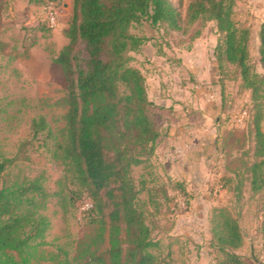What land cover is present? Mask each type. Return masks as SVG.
<instances>
[{
	"label": "rangeland",
	"instance_id": "374dc122",
	"mask_svg": "<svg viewBox=\"0 0 264 264\" xmlns=\"http://www.w3.org/2000/svg\"><path fill=\"white\" fill-rule=\"evenodd\" d=\"M170 1L185 13L189 0ZM258 3L236 0L234 11L240 27L251 30V64L261 73ZM72 14L73 0H0V157L19 153L10 174L40 179L51 195L43 211L50 227L33 244L30 264H82L97 232L86 213L90 200L71 204L75 186L57 156L65 140L68 83L54 59L69 44ZM131 31L144 39L132 53L133 65L146 78L148 113L160 133L155 153L134 168V177L149 188L165 186L172 198L150 218L157 253L168 264H213L212 244L229 215L244 234L238 253L247 264H264V190L253 191L248 172L258 114L264 132V101L256 107L235 68L219 64L215 23L173 31L143 22ZM41 117L48 128L34 138L32 121Z\"/></svg>",
	"mask_w": 264,
	"mask_h": 264
},
{
	"label": "trees",
	"instance_id": "16d2710c",
	"mask_svg": "<svg viewBox=\"0 0 264 264\" xmlns=\"http://www.w3.org/2000/svg\"><path fill=\"white\" fill-rule=\"evenodd\" d=\"M235 3L189 0L182 14L170 0H73L66 31L69 44L54 59L68 83L65 140L57 156L75 186L70 190L71 204L82 198L91 202L86 213L97 232L82 264H168L157 253L160 242L150 218L172 198L165 186L149 188L146 181L138 183L134 177V168L155 153L160 133L148 113L146 78L133 65L132 53L139 51L144 39L133 34L132 28L149 22L180 31L215 23L219 64L235 68L259 107L264 101V20L257 31L262 70L258 73L251 64V30L236 21ZM260 120L258 114L255 160L248 170L254 192L264 190ZM31 127L35 138L48 124L41 117ZM20 160L19 153L11 159L0 157V264H30L33 244L43 240L50 227L43 211L51 195L40 179L21 181L9 172ZM237 189L240 198V184ZM143 192L148 194L147 201L141 199ZM60 195L65 200L66 195ZM243 240L239 219L227 215L217 243L212 244L217 252L213 264H247L238 253Z\"/></svg>",
	"mask_w": 264,
	"mask_h": 264
},
{
	"label": "crops",
	"instance_id": "0c3cea01",
	"mask_svg": "<svg viewBox=\"0 0 264 264\" xmlns=\"http://www.w3.org/2000/svg\"><path fill=\"white\" fill-rule=\"evenodd\" d=\"M256 1L259 2L258 5L260 6V9L255 12V15L259 16L263 20L264 19V0H256Z\"/></svg>",
	"mask_w": 264,
	"mask_h": 264
}]
</instances>
